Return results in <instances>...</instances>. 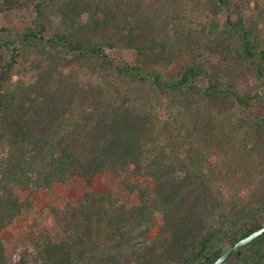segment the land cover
Here are the masks:
<instances>
[{"label":"trees","instance_id":"trees-1","mask_svg":"<svg viewBox=\"0 0 264 264\" xmlns=\"http://www.w3.org/2000/svg\"><path fill=\"white\" fill-rule=\"evenodd\" d=\"M194 1L226 14L207 39L183 44L160 30L180 1L154 0L140 3L126 56L117 38L89 36L106 20L98 10L119 12L117 0H0V16H31L0 28V264H64L61 252L96 219L134 240L96 259L107 264H212L264 226V26L236 19V0ZM186 43L194 55L166 70ZM140 85L155 92L140 95ZM29 150L35 167L21 160ZM107 175L137 201L97 190ZM76 179L84 196L49 206L62 241L32 231L33 249L9 257L1 232L39 192ZM223 264H264V234Z\"/></svg>","mask_w":264,"mask_h":264},{"label":"rangeland","instance_id":"rangeland-1","mask_svg":"<svg viewBox=\"0 0 264 264\" xmlns=\"http://www.w3.org/2000/svg\"><path fill=\"white\" fill-rule=\"evenodd\" d=\"M154 0H141L140 3L144 4V6H152ZM165 2H171L172 0H162ZM179 11L170 12L169 10H165L164 14L159 18V22L161 23V28L163 32L169 34L173 39L185 42H196L200 38L207 39V32L209 28L212 27L213 22L217 19L221 22L226 19V14H218L216 15L210 7H204L202 5H198L193 0H179ZM121 5H119V12L112 11L108 15L106 12L98 10L100 16L103 20H105L102 24L99 25H90V35L95 37H115L121 43V49L124 51L123 53L126 56H129V51L125 44V40L128 38V35L131 32V26H137L139 20L141 18V4L138 3V6H135L136 2L131 3L130 0H117ZM237 3H241L237 5L234 9V17L240 18L241 15L245 16L253 20L254 24L258 26H264V18L259 16V11L262 9H258V3L261 0H236ZM168 3V4H169ZM250 3V4H249ZM143 7V5H142ZM24 15L28 14V12H23ZM22 15L21 17L11 15L10 17L0 16V28L2 27H15L21 26L23 21H27L28 18ZM29 15V14H28ZM31 16L29 15V18ZM166 21V22H163ZM97 28V29H95ZM89 31H87L88 33ZM196 46V45H194ZM188 45L186 43V47L179 51L180 55L177 60L173 61L171 65L166 68V70L174 69L180 61H185L189 59L192 49L187 48ZM194 55V53H193ZM150 62V61H149ZM150 65V63H149ZM150 66L158 67L156 64H152ZM66 72H71L69 68L66 69ZM93 80V79H91ZM135 88V86H130V89ZM143 87L142 93L140 92V88ZM132 91V90H131ZM138 92L140 95L149 96L154 90V86L151 85H140ZM31 112L33 113L36 108L30 107ZM47 114V112H44ZM38 113H35L33 118V122L37 121ZM47 117V116H46ZM46 117L44 116V121L46 122ZM63 120V122H65ZM31 131L37 136H39V122L32 123ZM47 125L49 123H46ZM44 124L43 127H47ZM54 126V125H53ZM28 146H31L29 142ZM32 149V148H31ZM34 150H29V153L21 158V160H25V158L29 159L32 164H34L35 156L33 154ZM20 156V154H19ZM29 157V158H28ZM16 156L14 159H17ZM38 164L40 162L36 160ZM38 164H34L35 167ZM31 168V165L27 166ZM36 169V168H35ZM35 174V173H34ZM8 181L12 184L17 182L14 179L12 174H8ZM119 179L115 175H107L100 176L97 178L95 188L97 190H106L112 189L116 192V194L121 195L124 199L128 198L129 192L128 190L123 191L122 186L118 183ZM18 186V185H17ZM16 187V186H15ZM17 188V187H16ZM53 193L49 194L46 191H41L38 193L36 197L33 198V206L29 208H25L24 211L2 232V242L5 247V252L8 256H14L19 253L21 250L25 248L33 249V246L29 245L27 242V237L32 231H42L47 230L55 236V243H59L62 241V235L59 228L53 223L52 215L49 210L50 205H54L60 202L65 201V199H72L74 201H78L80 197L84 196V188L83 182L76 179L73 182L60 184L56 183L53 188ZM27 190L22 191V198L25 199L27 196ZM129 200H126L129 205H132L137 201V194L131 193L129 196ZM132 230V229H131ZM157 231V228L155 232ZM130 234H132L130 232ZM84 237L79 241V246L77 248L72 249L71 247H66L63 252H61L62 257H64V264H107L104 261L96 260L99 257L106 255L108 253H112V256H120L121 252L130 251L132 247L131 235H129L128 239L122 238L121 234L113 232L112 228H110L104 221L101 219H96L92 221L87 227L86 232H84ZM135 239V238H134ZM126 261V260H125Z\"/></svg>","mask_w":264,"mask_h":264},{"label":"water","instance_id":"water-1","mask_svg":"<svg viewBox=\"0 0 264 264\" xmlns=\"http://www.w3.org/2000/svg\"><path fill=\"white\" fill-rule=\"evenodd\" d=\"M264 234V226L261 228H258L254 230L252 233H250L248 236L241 238L238 241L233 242L230 247L212 264H223L227 259L230 258V256L239 248L244 246L245 244L253 241L257 237Z\"/></svg>","mask_w":264,"mask_h":264}]
</instances>
